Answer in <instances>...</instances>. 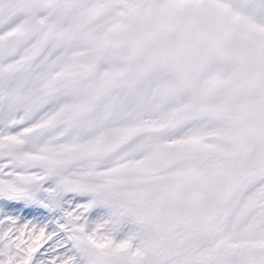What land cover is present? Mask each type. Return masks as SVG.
Segmentation results:
<instances>
[{
  "label": "rangeland",
  "instance_id": "rangeland-1",
  "mask_svg": "<svg viewBox=\"0 0 264 264\" xmlns=\"http://www.w3.org/2000/svg\"><path fill=\"white\" fill-rule=\"evenodd\" d=\"M0 264H264V0H0Z\"/></svg>",
  "mask_w": 264,
  "mask_h": 264
}]
</instances>
